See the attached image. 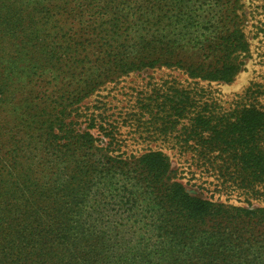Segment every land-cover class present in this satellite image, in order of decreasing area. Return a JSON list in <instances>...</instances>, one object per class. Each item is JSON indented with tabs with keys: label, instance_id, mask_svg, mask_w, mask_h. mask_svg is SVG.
<instances>
[{
	"label": "trees",
	"instance_id": "obj_1",
	"mask_svg": "<svg viewBox=\"0 0 264 264\" xmlns=\"http://www.w3.org/2000/svg\"><path fill=\"white\" fill-rule=\"evenodd\" d=\"M247 22L242 0H0V264H264V83L228 109L205 90L145 104L247 205L192 195L162 150L115 154L82 112L146 69L232 84Z\"/></svg>",
	"mask_w": 264,
	"mask_h": 264
},
{
	"label": "rangeland",
	"instance_id": "obj_2",
	"mask_svg": "<svg viewBox=\"0 0 264 264\" xmlns=\"http://www.w3.org/2000/svg\"><path fill=\"white\" fill-rule=\"evenodd\" d=\"M247 16L246 34L250 41V54L235 82L221 85L200 82L189 78L184 72L160 67L124 75L108 84L82 104L85 114H97L98 123L91 132L98 141L115 144V154L140 156L151 150H162L171 160L175 180L192 195L217 202L247 205L237 196L218 193L214 177L200 173L191 165V155L182 153L175 146L183 145L181 131H172L168 137H158L150 124L145 104L161 98L174 90H205L223 109L233 108L242 102L245 90L252 83H264V0H242ZM149 116V117H148ZM84 123V119H81ZM85 128V123L82 125ZM181 128V127H180ZM194 160V159H193ZM214 182V184L212 183Z\"/></svg>",
	"mask_w": 264,
	"mask_h": 264
}]
</instances>
